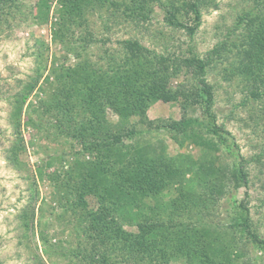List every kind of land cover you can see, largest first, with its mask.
<instances>
[{
	"label": "trees",
	"instance_id": "trees-1",
	"mask_svg": "<svg viewBox=\"0 0 264 264\" xmlns=\"http://www.w3.org/2000/svg\"><path fill=\"white\" fill-rule=\"evenodd\" d=\"M219 4L37 0L36 14H25L22 0H0V39L6 27L25 15L43 21L55 17L52 39L64 47L63 54L53 56L51 65L49 56L40 54L37 74L16 98L17 143L10 159L18 160L26 148L21 133L24 104L37 86L43 87L47 97L29 103L27 122L43 128L47 116L71 146L67 154L46 160L38 173L43 179V170L54 167L47 174L52 199L75 219L79 250L72 255L81 261L247 264L242 260L252 248L264 264V237L247 199L233 193L248 188L253 162L264 166V144L253 157L236 152L232 132L218 122L216 86L209 80L210 71L220 67L224 80L244 92L243 104H250L257 126L264 130V0H240L226 33L205 53L193 44L183 48L163 30L156 37L165 39V50L150 47L137 34L107 46L109 36L97 37L92 28L98 16L108 31L122 24L139 31L159 8L166 27L192 40L204 13ZM94 47L102 49L98 58ZM47 69L45 86H39ZM181 77L188 82H179ZM157 101L177 104L181 117L150 118L149 109ZM161 130L178 146L176 154L164 141L156 145L152 134ZM191 146L199 148L197 157L189 153ZM224 198L233 207L229 223L215 220ZM41 238L48 241L43 233Z\"/></svg>",
	"mask_w": 264,
	"mask_h": 264
},
{
	"label": "rangeland",
	"instance_id": "rangeland-1",
	"mask_svg": "<svg viewBox=\"0 0 264 264\" xmlns=\"http://www.w3.org/2000/svg\"><path fill=\"white\" fill-rule=\"evenodd\" d=\"M36 1L22 0L25 14L30 11L36 14ZM218 2V9L210 8L204 13L202 25L192 40L186 33L166 27L159 8L148 27L139 31L123 24L108 31L104 18L98 16L93 18L92 28L97 37L109 36L107 46H118V39L137 34L142 36L144 43L150 47L165 50V39L156 37L163 30L165 35L169 34L174 36L173 38L176 36V44L180 43L183 48L193 44L200 53H205L226 33V27L232 23L239 9L240 0ZM54 18L51 14L49 21H43L35 19L34 15H25V19L23 17L6 27L0 39V264H88L87 261H81L72 255L74 250H79V238L78 227L74 225L75 219L71 216V211L52 199L53 188L47 174L54 167H46L43 170L46 174L43 179L38 173V167L46 160L58 153L67 154L71 146L69 140L56 134L47 116L43 121V128L27 122L26 110L29 103L32 101L37 104L39 99L47 97L43 87L37 86L24 104L21 133L26 148L22 149L18 160L10 159V149L17 143L13 118L16 98L25 91V84L37 74L40 54L43 57L49 56V65L53 56L60 57L63 54L64 47L55 44L52 39ZM93 50L98 58L102 52L101 47H94ZM42 72L39 86H45V78L49 74L48 69ZM209 80L216 86L215 108L218 122L224 123L232 132L230 143L238 145L233 148L245 157L260 153L264 144V130L257 126L250 112V104H243L244 92L224 80L220 67L210 71ZM51 81L54 82L53 77ZM178 81L188 82L184 77ZM149 116L152 119H179L181 110L177 104L157 101L149 109ZM152 136L156 145H163L165 142L171 154L178 152V146L168 132L155 131ZM189 153L197 157L199 148L191 146ZM260 166L253 162L249 167L251 181L248 188L243 187L233 193L238 199H247L253 222L264 237V166ZM228 197L231 198V195ZM62 215L65 217H61ZM232 215L230 199L224 198L216 211L215 220L221 219L229 223L232 221ZM26 222L29 226H26ZM42 233L47 242L41 238ZM249 256L246 255L242 261H247V264H261L263 260H257L252 248Z\"/></svg>",
	"mask_w": 264,
	"mask_h": 264
}]
</instances>
